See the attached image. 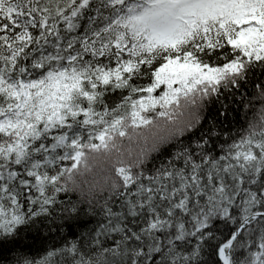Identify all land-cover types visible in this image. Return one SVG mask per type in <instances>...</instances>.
<instances>
[{"label": "snow or ice", "instance_id": "obj_1", "mask_svg": "<svg viewBox=\"0 0 264 264\" xmlns=\"http://www.w3.org/2000/svg\"><path fill=\"white\" fill-rule=\"evenodd\" d=\"M0 264H264V0H0Z\"/></svg>", "mask_w": 264, "mask_h": 264}, {"label": "trees", "instance_id": "obj_2", "mask_svg": "<svg viewBox=\"0 0 264 264\" xmlns=\"http://www.w3.org/2000/svg\"><path fill=\"white\" fill-rule=\"evenodd\" d=\"M84 195L85 197L87 196V190H85ZM85 219H87V217H85Z\"/></svg>", "mask_w": 264, "mask_h": 264}]
</instances>
